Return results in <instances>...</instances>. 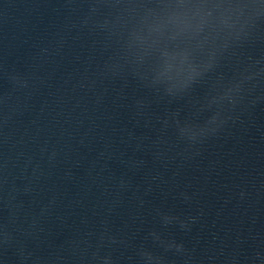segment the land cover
Listing matches in <instances>:
<instances>
[{"label": "water", "instance_id": "95a60500", "mask_svg": "<svg viewBox=\"0 0 264 264\" xmlns=\"http://www.w3.org/2000/svg\"><path fill=\"white\" fill-rule=\"evenodd\" d=\"M227 5L125 0L101 29L91 0H0V264H264V14L190 94L157 75Z\"/></svg>", "mask_w": 264, "mask_h": 264}, {"label": "clouds", "instance_id": "9594fccd", "mask_svg": "<svg viewBox=\"0 0 264 264\" xmlns=\"http://www.w3.org/2000/svg\"><path fill=\"white\" fill-rule=\"evenodd\" d=\"M124 2L125 0H91V11L107 9L103 22L98 20L94 23L101 29L106 28L109 23L107 16L112 15L113 10ZM227 6L234 11L246 9L247 16L242 21L239 18L232 20L228 16H223L216 25L210 26L206 33L189 37L179 51L164 56L157 75L173 81V86L180 89L182 96L190 94V89L194 85L204 82L207 74L219 66L230 47H239L249 41L258 28L260 16L264 14L261 12L264 0H228ZM115 21L118 23L119 17H116ZM116 23H113V27ZM134 39L144 43L146 38L135 34ZM254 63H260V61L257 60ZM251 79V72L247 74L238 72L232 77L210 84L200 102L210 106L215 100L214 90L218 94H222L225 90L239 91L244 81ZM215 120L216 116H212L211 121Z\"/></svg>", "mask_w": 264, "mask_h": 264}]
</instances>
